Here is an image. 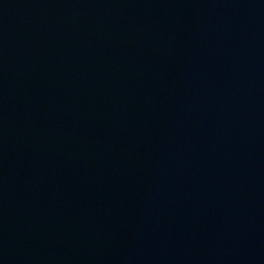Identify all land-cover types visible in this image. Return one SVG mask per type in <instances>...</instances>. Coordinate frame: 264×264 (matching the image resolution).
<instances>
[{"label":"water","instance_id":"1","mask_svg":"<svg viewBox=\"0 0 264 264\" xmlns=\"http://www.w3.org/2000/svg\"><path fill=\"white\" fill-rule=\"evenodd\" d=\"M0 264H264V0H0Z\"/></svg>","mask_w":264,"mask_h":264}]
</instances>
